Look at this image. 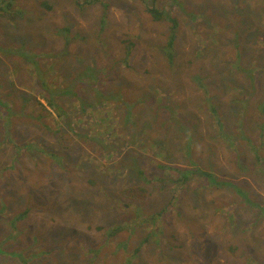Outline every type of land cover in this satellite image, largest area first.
Segmentation results:
<instances>
[{
  "label": "rangeland",
  "instance_id": "374dc122",
  "mask_svg": "<svg viewBox=\"0 0 264 264\" xmlns=\"http://www.w3.org/2000/svg\"><path fill=\"white\" fill-rule=\"evenodd\" d=\"M5 1L9 10H0V84H3L0 95L13 93L14 89L23 97L32 95L30 86L35 76L22 68L19 58L20 45L26 40V46L49 50L48 54L44 52L47 59L39 60L42 62L53 59V50L66 48L67 53L74 55L67 58L66 69L51 71L47 82L60 81L61 73L66 79L80 76L83 72L79 68L86 65L101 75L111 70L113 75L104 76L102 81L107 94L116 92L120 82H124L130 86L129 94L133 98L149 99L147 106L144 100L137 104L138 118L141 113L147 117L161 115L157 107L164 104L167 106L164 115L176 121H172L174 126L159 139L150 127L139 138L127 134L118 142L119 146L116 145L118 127L109 132L112 123L105 131L107 127L101 121L90 129L82 128L87 114L78 107V101L73 102L69 111L73 129L78 132L83 129L93 140L104 135L108 141L109 145L100 153L103 149L86 144L91 140L79 144L80 137L69 128L64 135L43 133V122L54 127L56 112L38 96L50 115L38 121L37 127L17 126L14 130L30 141L40 137L41 150L33 151V157L27 152L21 157V161L26 160L23 165L27 170L39 171L35 175L27 172L10 175L7 167L12 164V146H0V178L8 180L6 191L0 188V205H9L0 211V237L8 238L1 235L8 229L4 217L30 205L38 211L37 206L41 207L40 211L48 209L46 217H56L50 233H47L49 220L48 224L36 227L45 233L42 242L56 240L45 247L54 250L56 260L62 263L65 253L69 257L78 254L74 264H84L73 249L76 245L78 250L79 241L74 236L64 239L62 235L61 227H68L66 218L78 228L76 237L81 227L80 234L89 243L104 242L105 246L114 247L126 238L128 245L119 254L121 258L129 256L130 264H264V3L260 9L256 0H251L248 21L243 19L242 0H189L179 22L170 67L162 54H165L168 31L145 10L147 2L160 7L170 0H145L144 4L139 0H130L129 4H123L129 0H47L48 8L39 0ZM40 14L42 19L37 17ZM211 22L216 30L210 28ZM100 24L106 26L101 33ZM56 26L61 27L60 33L66 32L71 37L67 47ZM238 29L241 30L237 32ZM112 30L125 34L116 37ZM97 34L103 39L99 40ZM135 34L140 38L126 58L124 44ZM14 42L18 55L3 58L5 46ZM160 99L163 104L159 103ZM79 102L90 103L93 109L101 107L103 112L106 111L103 107L113 106L105 101L94 105L90 96L80 98ZM155 121L159 120H149L152 125ZM187 141L189 146L183 147L181 143ZM152 142L159 146L157 150L150 146ZM115 147L121 148L120 152L108 154V149ZM81 150L85 154L79 161ZM50 151L66 155L63 163L68 172L55 164L58 161ZM94 158L99 161L94 162ZM119 159L124 162L118 164ZM112 162H117L116 178L106 173L105 166H111ZM194 168L214 174L221 181L243 180L246 183L243 193L251 201L241 203L231 184L210 187L208 177L193 172L187 183L179 187L182 171ZM69 176L72 178L67 180ZM34 177L40 178L39 184L33 185L40 189L31 201L26 193ZM114 179L141 188L135 192V199L129 201L130 206L114 202V197L119 200L127 197L117 192ZM48 183L54 188H49ZM174 192L176 196L170 201ZM131 207H141L149 215L155 212L154 219L149 215L142 219L140 212ZM71 215H74L72 220ZM158 222L163 224V231L155 229ZM88 224L92 227L87 228ZM108 230L114 233L109 236ZM30 233L10 239L21 247L24 256L30 259L29 264H36L29 256L44 245H34L31 230ZM63 241L66 245L62 248ZM59 247L63 250L61 255H57ZM111 254L110 249L102 248L99 262L107 261ZM135 256L140 261L136 262ZM20 263L18 258L12 262L3 260V264Z\"/></svg>",
  "mask_w": 264,
  "mask_h": 264
},
{
  "label": "trees",
  "instance_id": "16d2710c",
  "mask_svg": "<svg viewBox=\"0 0 264 264\" xmlns=\"http://www.w3.org/2000/svg\"><path fill=\"white\" fill-rule=\"evenodd\" d=\"M39 1L44 7H47V8L50 7L49 4L46 3L47 0H39ZM7 4L8 2H6L5 0H0V10L3 9L5 10V12H7L9 10L5 8ZM146 9L152 16L153 21L161 22L168 31L166 33L167 42L164 48L165 54L164 53L162 54L166 62L171 64V62L174 60L173 47L176 42L175 40L178 34V26L181 20L182 12H184V6L182 2L180 1L176 2V0H170L169 3L164 2L162 8H158L156 6L151 5V6H147ZM17 14L21 15V12H17ZM37 17L42 19L43 15L40 14V15H37ZM63 27L65 28V30H69V27H65V26ZM105 28L106 26H103V24H100L98 27V30L103 31V29ZM242 28L243 26L241 27V29ZM55 30H57L56 32L58 34H62V36L65 38V41H66L65 47H67L71 37L66 32L60 33L59 30H61V27L56 26ZM112 33L116 37H123V35L125 34L124 32H121L120 30L119 31L112 30ZM126 34L129 35L128 32H126ZM1 36H2V30L0 29V37ZM97 37L99 38V40L103 39L101 36H99V34H97ZM139 38L140 36L139 35L136 36L135 34V37L132 40L126 39V42L124 44L125 51L127 54L126 58L130 54L132 47L134 48L136 46ZM23 42L24 44H26V40H23ZM24 44L20 45L22 46V51L20 52L18 51V52L20 54L19 58H21V63L23 64L22 68L28 70L31 74H33V76H35V78L33 79V83H32L33 85L30 86L32 95L28 97H23V95L20 94L18 91H15V89H14L15 92L13 91V93L8 92L3 95H0V146H8V145L12 146L11 147L12 157H13L12 164L10 165V167H7V169L10 170L9 172L10 175H12L13 172L15 173L18 172L19 174L27 172V173H30L31 175H35L39 171V169H36V170L33 169L31 171L27 170L25 166L23 165V164H26V160L21 161L22 159L21 157H22V154H25V152L29 153L31 157H33V151L41 150L39 147L40 137L36 136L34 141H30V140H27L25 137H22L18 131L14 130L15 127L17 126L26 127L28 125H34L37 127V125H39L38 121H41L47 115H50V112L46 109V104H42L39 101L38 96H41L45 100L47 105H49L56 112V116H55V119L52 125L54 127H50L48 123L43 122L42 125L44 126H41L43 128V130L41 129L43 133L54 134L56 132H59V135H64L67 133L66 128H69L71 129V131L73 130V132H76L77 136L80 137L79 144L81 141L91 140L90 142H86V144L95 146L97 149H103L100 153L104 152L105 148L109 145L108 141L106 140L104 135L100 134L99 136L96 137V140H93L84 133L83 129H81L80 132L75 131L73 129L72 124H71V121L73 118L71 117L69 113L70 106L72 105L73 102L78 101V107L87 114L85 116V123L81 125L82 128L90 129L92 125L96 126L101 121H104V124L107 127V128H104L105 131H107L110 128L109 126H111L112 123H113V126L112 128H110L109 132L113 131L115 127H118L117 136H116V141H117L116 145H119V146H121L120 145L121 143H118V142H122L123 138L127 134L133 135L134 138H139L144 132L148 131L150 127H153L152 131L154 132L157 139H159L161 135L166 133L171 126H174L172 124V121H176V119L173 117L171 118L169 115H164L163 113L164 112L163 110L167 109V106L163 104L162 99L159 100V103L162 102L163 104L162 107L161 108L160 106L157 107V110L161 109V112H162L161 115L155 114L153 117H147L141 113L140 114L141 118H138L137 115L139 114L137 113L138 111L137 104L141 102L142 100H144L145 105L147 106L148 103L146 100H149V99L133 98L129 94L130 86L124 82H120V85L117 86V88L115 89L117 94L116 92L112 94H107L104 90V87H102V83H103L102 81H103L104 76L108 74H112L111 70L107 71L105 75H101L99 72H96L92 67H89V65H86V66H82L79 68V70L83 72L80 76L75 75L71 79H66L65 75L61 73L60 81L47 82L46 78L48 74L51 71H56V70L60 71V68L66 69L65 64L67 63V58L71 56L74 57V55H70L69 53H67L66 48H64L65 51L64 50H58V51L53 50V53H52L53 59L50 62H48L47 60L42 62L39 60L45 59L46 56L44 52L48 54L49 50L44 51L42 48H39L36 46H26ZM7 46H5V49L2 51L3 58L9 59V58H12L18 55L17 49H15V47L17 46L16 42L11 43L8 47ZM203 52L206 53L205 51ZM203 52L201 51L202 54H204ZM30 62L33 65H29ZM172 65L173 64H171L170 67H172ZM15 72L16 71L14 70V73ZM10 84H13V83L10 81ZM2 85L3 84H0V87ZM49 85L51 87H47ZM55 89H58L59 91H55ZM106 95H108L107 98L105 97ZM89 96L91 98V103H93L94 105H98L100 102L105 101L107 102V104L113 103V106H111L110 108H106V107H103L104 106L103 105L102 107L106 110L105 112H103L100 109L101 107L93 109L90 107L91 105L90 103L79 102L80 98L87 99V97ZM61 99H63V102H59V100ZM65 103L66 105H69V106H66ZM262 110L264 111V107H262ZM95 111L98 112V114ZM122 111H124L123 114H122ZM147 111L148 109L146 110V112ZM173 111H175L174 107H172L171 112ZM174 115H176V113ZM237 115L241 116L240 110H237ZM152 118H157L159 121H155L152 125L149 122V120ZM262 135L263 134L261 133V136ZM112 136H113V133H112ZM136 144L138 145V142ZM181 145L183 147H188L189 142L187 141V143L185 142V144L181 143ZM150 146L154 148V150H157L159 147L154 142H152ZM119 149L117 150L115 147V150H112V148H110L108 149L109 150L108 154L111 151H115L116 153L120 152ZM49 153L51 155H54L55 159H57L58 162H55V164L62 169H67V172H68V167L66 168L63 163L66 159V155L65 154L58 155L56 154L57 152L55 151H50ZM161 153L163 154V152ZM82 154H85V152L81 150L80 156L78 157L79 161L83 159ZM257 159L261 160V157L258 156ZM93 161L98 162L99 159L94 158ZM117 162L118 164H122L124 161L123 159H119ZM117 162H112L111 166H105L106 173L109 174L110 176L112 175L113 178H116L114 177V175L115 173H117V167H116ZM158 165L161 166V164H158ZM255 169L259 170V167H255ZM176 170H178V172L181 171L180 168ZM192 172L193 174H200V175H203V176L205 175L206 177H208V180H209L208 185H210V187L231 184V186L235 187V190L237 191L236 194L239 197H241L242 199L241 203H243V201H251V199L248 198L243 193V189L246 185V183L243 180L237 181V182L221 181L214 174H211L208 172L202 173L200 169L198 168L182 171V174H180V177L178 180L179 182H181V184H178L179 187L187 183V181L191 177L189 175ZM48 177L51 178L50 175H48ZM71 178L72 176H69L67 180H70ZM11 180L13 181V179ZM90 180L93 181V179H90ZM147 181L149 180L147 179ZM7 182L8 180L3 179V177L0 178V188H5V191H6L8 187ZM39 182H40V178L34 177L32 185L30 186L31 188L28 189L26 193L27 194L26 197L30 199L31 201L35 198L37 190L40 189L39 186L34 187L33 185H37L39 184ZM48 185H49V188H52V189L54 188V186L51 185L50 183H48ZM206 186L207 185H205L204 189L206 188ZM114 187L116 188L118 193L127 194V197H124V199H121L122 201L114 197L113 198L114 202H119L120 204L127 205V206L129 205V201L135 199V197H133L135 192L138 190H141V188L138 187L137 185L131 184L127 186L125 184H121L117 182V180L115 179H114ZM63 189L64 187H59V190H63ZM175 196H176V193L174 192L170 201ZM37 207L39 211L36 208L29 205L25 207L23 210L15 209L12 211L11 215L4 217L7 221L6 224H7L8 229L5 232L3 231L1 235L6 234L8 238L2 239L0 237V264H3V260L12 262L15 260V258L20 259L21 261L20 264H29L30 259L24 256L23 251H21L20 249L21 247L16 244L17 242L10 238L13 236L14 239H17L19 236H23L26 232L30 233V230L33 233L34 245H37V244L40 246L44 245L43 247H40V250L38 249L37 252L29 256L36 262V264H74L75 263V260L78 254L76 257H69L65 253H63V255L65 256V263H62L56 260L54 256V250H51L45 247V244H50V242L52 241L55 242L56 240L51 239L49 241L48 239L46 243L42 242V239L45 238V233L43 231H40L39 228L36 226L42 225V224H48L46 221L49 220L51 223L50 225H47V233H50L49 228L51 230L54 228L53 222L55 221L56 217H50V216L46 217V213L49 210L47 209L44 211H40L41 207L39 206ZM165 207L169 208L170 205H166ZM8 208H9V205L7 203H2L0 205V211L6 210ZM131 208L135 211L140 212L139 216L142 217V219H145V217L149 215V213L146 211L144 212V210L141 207H131ZM262 208H263V214H264V207ZM79 211H80V207H79ZM154 213L149 215L153 219H154L153 217ZM73 217L74 215H71L70 220H72ZM20 222L23 223L22 226ZM64 222L68 224V227H61L62 235L64 236V239H67V238L69 239L70 237L74 236L75 239L79 241L78 250H77L76 245L73 247V249L79 253V259L82 258V260L84 261V264H109L110 261L120 263V264H122L123 262H126V264H130V263H127V261H129V258H128L129 256L121 258L119 254V251L125 250L128 245L126 238L120 241L118 245L114 247L110 245L105 246L104 242H101L99 244H92V243L87 242L85 236L80 234L81 227H79V236L76 237L78 233V228L74 226L72 222L71 223L67 222L66 218L64 219ZM89 227H92V226L88 224L87 228ZM97 228L102 230L101 225H98ZM117 228L118 227H116L115 229L116 231H117ZM155 229L159 230V232L161 230L163 231V224L158 222ZM113 233H114V230H108L106 232V234L109 236H111ZM9 241L11 243H9ZM61 244H62V248L64 245H66L64 241ZM104 247H107L108 249H110L112 254L110 255L107 261L99 262V257H100L99 254L101 252V249ZM62 248L60 247L57 248L58 250L57 255H61V251H63ZM80 248H84L85 250H81ZM132 255H135V252H133ZM48 256H50V258H48ZM114 259H116L118 262L115 261ZM137 261H140V260L136 257V262Z\"/></svg>",
  "mask_w": 264,
  "mask_h": 264
},
{
  "label": "clouds",
  "instance_id": "9594fccd",
  "mask_svg": "<svg viewBox=\"0 0 264 264\" xmlns=\"http://www.w3.org/2000/svg\"><path fill=\"white\" fill-rule=\"evenodd\" d=\"M146 2L145 0H139V2H141V3H143L144 4V2ZM152 1H155V0H152ZM177 1H180V2H182V4H183V6H184V8L187 6V4H188V1L189 0H176V2ZM131 1L129 0L128 2H124L123 4H129ZM206 2V1H205ZM205 2H203V3H205ZM91 3V2H90ZM202 3V4H203ZM242 3H243V9H244V12H245V15H243V19H245V20H248L249 21V16L247 15V12L249 11V9L251 8V6H252V4H251V0H242ZM255 3H258V6H259V8L261 9V8H263V3H264V0H256L255 1ZM151 5H153V6H155L154 4H152V3H150V2H147V4L145 5L146 7L147 6H151ZM162 6H163V4L160 6V7H158V8H162ZM157 7V6H156ZM145 8V7H144ZM145 10H146V12L150 15V13L147 11V9L145 8ZM151 16V15H150ZM151 18H152V16H151ZM153 19V18H152ZM213 24H214V22H211V24H210V28H212L213 30H216L215 29V27L213 26ZM241 29H238V31L237 32H239ZM98 32H103V31H99L98 30Z\"/></svg>",
  "mask_w": 264,
  "mask_h": 264
},
{
  "label": "bare ground",
  "instance_id": "6f19581e",
  "mask_svg": "<svg viewBox=\"0 0 264 264\" xmlns=\"http://www.w3.org/2000/svg\"><path fill=\"white\" fill-rule=\"evenodd\" d=\"M141 176V175H140Z\"/></svg>",
  "mask_w": 264,
  "mask_h": 264
}]
</instances>
